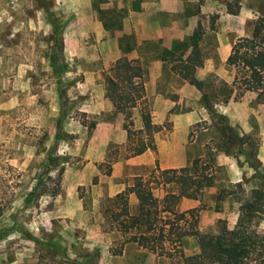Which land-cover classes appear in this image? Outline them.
Returning a JSON list of instances; mask_svg holds the SVG:
<instances>
[{
	"label": "rangeland",
	"instance_id": "1",
	"mask_svg": "<svg viewBox=\"0 0 264 264\" xmlns=\"http://www.w3.org/2000/svg\"><path fill=\"white\" fill-rule=\"evenodd\" d=\"M193 2L188 7L203 28L204 58L194 72L205 83L209 109L199 91L163 88L165 97L145 98L152 122L164 125L149 149L157 168L195 157L213 164L215 184L199 198L201 231L216 233L221 223L232 228L248 211L249 232L264 235V205L248 206L254 189L264 193V104L239 87L236 67L225 61L264 16V0ZM90 3L89 12L80 0H0V264H102L109 236V254L120 256L129 234L119 236L105 210L116 204L109 184L126 186L139 173L155 187L159 176L153 166L142 173L134 164L126 175L127 138L98 156V112L113 111L98 103V17L117 27L119 15L103 0ZM131 115L139 129L137 109ZM98 223L104 238L98 239ZM194 246L193 237L182 240L183 254ZM156 256L155 264H176L177 257ZM132 257L142 252L127 247L110 263L138 264Z\"/></svg>",
	"mask_w": 264,
	"mask_h": 264
},
{
	"label": "trees",
	"instance_id": "2",
	"mask_svg": "<svg viewBox=\"0 0 264 264\" xmlns=\"http://www.w3.org/2000/svg\"><path fill=\"white\" fill-rule=\"evenodd\" d=\"M217 15L210 16L209 29L214 28ZM107 28V24H103ZM203 28L198 24L188 39L173 43L172 51L166 50L159 58L169 63L170 71L201 92V98L209 109L205 83L195 76L194 70L203 65L200 40ZM130 35L120 38L124 47H129ZM125 50V49H124ZM54 57V56H53ZM226 63L237 69L235 82L245 91L256 93V101L264 104L261 82L264 75V16L257 18L250 36L239 37L231 46ZM192 67V69H190ZM145 70L138 59L125 56L117 58L108 68L104 77V97L109 99L114 109L123 116L127 137V157L140 155L154 143V135L164 125L152 122L145 102ZM137 109L141 121L139 129H133L131 110ZM159 179L168 190L158 201L151 188L141 176H135L131 185L117 193L115 206L106 207L112 225L122 235L129 234L127 241L134 242L158 256L177 257L176 264H264V235L249 232L250 213L240 215L232 228L225 223L219 225L216 233L199 229L198 205L183 211L178 210L182 198L197 200L204 189L214 186V166L209 161L193 158L189 164L159 171ZM133 193L143 208L138 216L128 212L127 197ZM225 189H219L216 200L220 201ZM253 201L249 207L258 210L264 205V193L252 191ZM192 236L197 253L184 255L182 239ZM120 254L121 250L113 251Z\"/></svg>",
	"mask_w": 264,
	"mask_h": 264
},
{
	"label": "crops",
	"instance_id": "3",
	"mask_svg": "<svg viewBox=\"0 0 264 264\" xmlns=\"http://www.w3.org/2000/svg\"><path fill=\"white\" fill-rule=\"evenodd\" d=\"M80 1H83L86 4L85 9L90 12V0ZM103 1L106 3L105 8H112L114 10L113 12L119 15V19L117 21V27L107 26V28H104L103 24L107 21L98 17V61L101 62V66H98V103L109 104L113 108L112 112L105 115L103 114V111L98 112L100 116L98 121V156L108 152V150L111 149L116 142H122L125 138H127L126 131L123 126V116H120V113L114 109L110 100L104 97L105 76L103 75V72L107 71L110 65L120 56H125L128 59H138L143 66L145 70V98L149 96L165 97L161 90L163 88L170 89L172 90V93L178 95H182L183 89L194 93L196 96L198 94V90L194 86L188 84L177 74L172 73L170 71V66H166V62H163L159 58L161 55H164L166 50L172 51L174 42L188 39L194 28L197 26V19L193 16L194 13L188 7L194 0ZM102 8L103 7H99L98 14H100V12L102 13ZM123 35L131 36L129 47L125 48L124 42L122 40L120 42V38ZM221 46L223 47V45H220V49ZM228 54L229 53L226 54V57ZM190 69H192V67H190ZM169 118L174 120L173 117ZM168 148L169 146L166 145L165 149L167 150ZM171 150H179V147L176 145L171 146ZM159 153H162L160 149ZM125 164L129 169V172H126V175L131 172V165L133 164L137 168L136 171L142 173H144L143 171L150 166H153L156 168L155 170L159 172L164 168H175L186 165L182 163L162 165L161 162H159L158 167L160 170H158L159 168L155 165V155L151 153L150 149L140 155L127 158L125 160ZM120 167L121 162H117L113 166L110 180L112 177L117 176L116 174ZM135 176H140V174H133L132 179ZM142 180L143 182L145 181L144 179ZM156 180L155 187H150L152 183H148L147 185L151 188L153 196L160 201L165 193L170 190V187L168 185L163 186L160 182L159 176H157ZM131 183L126 186L121 185L120 187H116L110 182V190L108 194L110 196H115L117 193L124 190L125 187L131 185ZM198 204L199 199L193 200L182 198L179 201L178 210L183 211L196 207ZM127 205L130 215L138 216L142 213L143 208L139 205L138 200L133 193L128 194ZM113 228L119 236H122V234L117 231L114 226ZM102 237L104 238V234H102L98 223V239ZM191 237L192 236H186L182 240L187 241L190 240ZM111 243V237H106L104 240L105 250L102 255V264H111L110 262H113L114 260H121L123 256H125L127 247L132 248L136 252H142V257L139 260L133 257L131 258L134 262L138 261V264H155V258H157L155 253H152L151 251L138 246L136 243L129 241L126 242V246L122 250V254L120 256H112L109 254V246ZM192 250V254L197 253V245L194 246Z\"/></svg>",
	"mask_w": 264,
	"mask_h": 264
}]
</instances>
